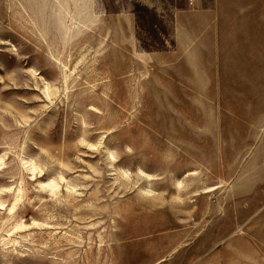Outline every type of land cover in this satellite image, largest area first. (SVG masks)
<instances>
[{
    "label": "rangeland",
    "instance_id": "rangeland-1",
    "mask_svg": "<svg viewBox=\"0 0 264 264\" xmlns=\"http://www.w3.org/2000/svg\"><path fill=\"white\" fill-rule=\"evenodd\" d=\"M171 2L0 0V264H264V74L141 58ZM259 13L235 19L257 40Z\"/></svg>",
    "mask_w": 264,
    "mask_h": 264
},
{
    "label": "crops",
    "instance_id": "crops-1",
    "mask_svg": "<svg viewBox=\"0 0 264 264\" xmlns=\"http://www.w3.org/2000/svg\"><path fill=\"white\" fill-rule=\"evenodd\" d=\"M171 1L176 7L169 13L162 11L171 17L173 26L170 50L146 52L141 58L163 61L175 75L180 74L174 78L178 80L264 74V38L253 39L247 35L252 26L235 23L243 15L260 12L263 16L264 0ZM252 248L245 246L242 251L239 245H217L187 250L204 256L199 264H251L255 260Z\"/></svg>",
    "mask_w": 264,
    "mask_h": 264
}]
</instances>
